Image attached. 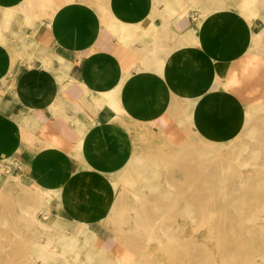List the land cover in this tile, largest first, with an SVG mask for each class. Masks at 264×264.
Here are the masks:
<instances>
[{
    "label": "crops",
    "instance_id": "obj_1",
    "mask_svg": "<svg viewBox=\"0 0 264 264\" xmlns=\"http://www.w3.org/2000/svg\"><path fill=\"white\" fill-rule=\"evenodd\" d=\"M209 1L0 0V220L15 259L49 264L36 238L62 234L37 227L39 208L106 242L132 196L191 172L193 141L232 140L217 120L235 111L241 126L264 102V1L254 16Z\"/></svg>",
    "mask_w": 264,
    "mask_h": 264
},
{
    "label": "rangeland",
    "instance_id": "obj_2",
    "mask_svg": "<svg viewBox=\"0 0 264 264\" xmlns=\"http://www.w3.org/2000/svg\"><path fill=\"white\" fill-rule=\"evenodd\" d=\"M248 1L241 0V9L247 11L250 6L254 16L264 0ZM8 31L7 27L0 28L1 36ZM228 121L238 123L229 128ZM239 121L241 116L239 120L235 111H227V118L217 120V132L222 137L239 131L230 141H193V170L202 171L192 173L193 181L209 187L208 198H176L174 206L171 192L176 190L179 197V188L189 182L177 176L175 189L147 184L115 220L103 222L106 229L101 227L102 232L111 230L115 234L106 242L107 236L99 235L92 226L68 221L58 222L59 226L51 214L39 208L37 218L49 219L48 225L37 227L48 231L57 228L62 234L56 236L55 231H49L47 238H36L38 244L42 239L50 244L41 260L49 264H264V203L258 208L264 195V102L252 99L241 126ZM247 184L251 187L248 198L241 193ZM196 192L204 195L205 189ZM206 199L210 201L208 206L203 204ZM8 228L9 222L1 219L0 264H24L7 251L15 239L6 235ZM236 237L247 240V250L238 252ZM115 248L120 251L115 252ZM33 260L29 257L25 264H34Z\"/></svg>",
    "mask_w": 264,
    "mask_h": 264
},
{
    "label": "bare ground",
    "instance_id": "obj_3",
    "mask_svg": "<svg viewBox=\"0 0 264 264\" xmlns=\"http://www.w3.org/2000/svg\"><path fill=\"white\" fill-rule=\"evenodd\" d=\"M169 1H171V0H169ZM197 1H199V0H197ZM211 2H212V0H210ZM209 1V2H210ZM214 1V0H213ZM216 1H218V0H216ZM215 1V2H216ZM221 1V0H220ZM220 1H219V3H220ZM226 1H228V0H226ZM235 1V3H236V1L237 0H234ZM255 1H257V0H255ZM63 2V1H62ZM205 2H207V1H205ZM210 2V3H211ZM244 2V1H243ZM250 2V0L248 1V3ZM258 2H260V0L258 1ZM195 3V2H194ZM196 3H198V2H196ZM209 3V4H210ZM238 3V2H237ZM236 3V4H237ZM247 3V4H248ZM257 3V2H256ZM212 4V3H211ZM259 4H261V3H259ZM59 6H60V4H58ZM245 5V4H244ZM24 6V5H23ZM214 6V5H213ZM253 6H254V4H253ZM25 7H26V5H25ZM24 7V8H25ZM196 7H198L197 5H196ZM201 7V6H200ZM217 7H218V5H217ZM224 7V6H223ZM23 8V9H24ZM201 8H204V7H201ZM219 8V7H218ZM218 8H217V10H218ZM27 9V8H26ZM25 9V10H26ZM205 10H206V8H204ZM211 9H212V7H211ZM222 9V8H221ZM200 10V9H199ZM203 10V9H202ZM213 10V9H212ZM220 10V9H219ZM214 11V10H213ZM253 11V10H252ZM25 12V11H24ZM207 12H208V10H207ZM209 13H210V11H209ZM214 13V12H213ZM251 13V12H250ZM176 14V13H175ZM212 13H210V15H211ZM161 16V15H160ZM169 16H170V14H169ZM176 16V15H175ZM163 18V17H162ZM164 19V18H163ZM168 19V18H167ZM195 19V18H194ZM201 19V18H200ZM199 19V20H200ZM7 20V19H6ZM198 20V19H197ZM8 22H9V20H7ZM202 21V20H201ZM164 22H166V21H164ZM168 23V22H167ZM198 23V22H197ZM35 24V23H34ZM131 24V23H130ZM39 25V24H38ZM170 25H171V23H170ZM36 26V25H35ZM140 27V26H139ZM5 28V27H4ZM169 28V27H168ZM2 29V28H1ZM35 29V28H34ZM128 29V28H127ZM140 29H142V28H140ZM34 31V30H33ZM134 31V30H133ZM171 31H172V29H171ZM141 32V31H140ZM164 32V31H163ZM173 32V31H172ZM12 33V32H11ZM139 33V32H138ZM169 33H171L170 31H169ZM12 34H14V32L12 33ZM137 34V33H136ZM140 34V33H139ZM139 34H137V35H139ZM166 34H167V32H166ZM172 34V33H171ZM161 35H162V33H161ZM163 35H165L164 33H163ZM0 36H1V34H0ZM3 36H4V34H3ZM2 36V37H3ZM132 36V35H131ZM158 36V35H157ZM166 36V35H165ZM164 36V37H165ZM161 37V36H160ZM168 37H170V36H168ZM168 37L165 39V41H167V39H168ZM138 38V37H137ZM162 38V37H161ZM164 39V38H163ZM162 39V41H164ZM178 41H179V39H177ZM184 40H185V38H184ZM164 41V42H165ZM187 41V40H186ZM11 42V41H10ZM169 42H171V41H169ZM168 42V43H169ZM188 42V41H187ZM16 43V42H15ZM179 43H180V41H179ZM154 44H155V42H154ZM177 44V43H176ZM175 44V45H176ZM190 44H192V43H190ZM12 45V44H11ZM10 45V46H11ZM184 45V44H183ZM186 45V44H185ZM12 46H14V45H12ZM167 46V45H166ZM172 47L174 46V45H171ZM171 46H169L168 45V47H171ZM262 47V46H261ZM156 48H159V47H156ZM171 49V48H170ZM169 49V50H170ZM175 49V48H174ZM156 50H158V49H156ZM162 50V49H161ZM163 51H165V50H162L161 52H163ZM160 52V53H161ZM254 53V52H253ZM261 53V52H260ZM260 53H258V54H260ZM257 54V53H256ZM155 58V57H154ZM152 60V59H151ZM155 63V62H154ZM153 63V64H154ZM158 65V64H157ZM157 65H153L154 67H156ZM151 68V67H150ZM152 69V68H151ZM156 69H158V67L156 68ZM155 69V70H156ZM150 70V69H149ZM154 70V71H155ZM152 73V72H151ZM155 75V74H154ZM224 79V78H223ZM128 83V82H127ZM193 100V99H192ZM197 100V99H196ZM180 156H181V154H179ZM257 155V154H256ZM255 155V156H256ZM260 156V155H259ZM180 159V158H179ZM193 165H192V167H191V172H186V173H184V172H180V173H177V176L178 175H181L182 176V178L184 179V182H189V185H187V186H184V187H180L179 188V192L178 193H180V195H179V197H177V195H176V190H173V192H171V194H172V198H173V200H172V202L174 203V206H175V204L176 203H178L177 201H176V198L177 199H184V200H191L192 201V199L193 200H195V199H197V198H200V197H204V198H208L209 196H208V193H206V191H207V189H209V187L207 186V185H202L201 184V182L199 181V182H197V181H193V176H192V173L193 172H195V173H202V171L201 170H199V169H196V171L195 170H193ZM1 169H2V167H1ZM3 170H4V168H3ZM146 171V170H145ZM2 172V171H1ZM177 183H178V181L176 180L175 181V185H174V187H173V189H175L176 187H177ZM143 185V184H142ZM243 185H244V183H243ZM198 188H200V189H205V192H204V195H202V193L201 194H199L198 195V193L196 192V189H198ZM168 192V191H167ZM250 192H251V187L247 184L246 186H244V188H243V190L241 191V193L243 194V196L244 197H246V198H248V197H250L251 195H250ZM166 194V193H165ZM139 195V194H138ZM167 195V194H166ZM168 195H170V194H168ZM256 195H257V192H256ZM260 201L259 202H261V203H258V208L259 207H261L262 206V204L264 203V195H262L261 196V198L259 199ZM197 201V200H196ZM116 202V201H115ZM203 204L205 205V206H208L209 204H210V201H209V199H206V200H204L203 201ZM177 205V204H176ZM7 206V205H6ZM49 206V205H48ZM48 206H46V207H48ZM10 208H12V207H10ZM49 208V207H48ZM113 208V207H112ZM160 208V207H159ZM33 210V209H32ZM25 211V210H24ZM48 213H50V212H48ZM37 214V213H36ZM35 214V215H36ZM40 214V213H39ZM190 214V213H189ZM196 214V213H195ZM44 215V214H43ZM193 215V214H192ZM180 216V215H179ZM184 217V216H183ZM150 219V218H149ZM61 220V219H60ZM192 220V219H191ZM42 221V220H41ZM46 222V221H45ZM64 222V221H63ZM83 223V222H82ZM43 224V223H42ZM57 224H59L58 222H57ZM39 225H41L40 223H39ZM46 225V224H45ZM48 225V224H47ZM56 225V224H55ZM59 226H60V224H59ZM45 227V226H44ZM47 227V226H46ZM50 227V226H49ZM47 229V228H46ZM83 229V228H82ZM248 229H249V231H251V226L250 227H248ZM177 231V230H176ZM250 233V232H249ZM100 237V236H99ZM52 241V240H51ZM52 243V242H51ZM234 243H235V246H236V248L238 249V252H244L245 250H247V240L245 239H243V238H239V237H236V238H234ZM200 244V243H199ZM50 245V244H49ZM46 246V245H45ZM211 254V253H210ZM248 255H250V254H248ZM62 257H64V256H62ZM232 261V260H231ZM243 261V260H242ZM227 262V261H226ZM239 262V261H238ZM223 263V262H222ZM209 264V263H208Z\"/></svg>",
    "mask_w": 264,
    "mask_h": 264
},
{
    "label": "built area",
    "instance_id": "obj_4",
    "mask_svg": "<svg viewBox=\"0 0 264 264\" xmlns=\"http://www.w3.org/2000/svg\"><path fill=\"white\" fill-rule=\"evenodd\" d=\"M1 165V164H0Z\"/></svg>",
    "mask_w": 264,
    "mask_h": 264
}]
</instances>
